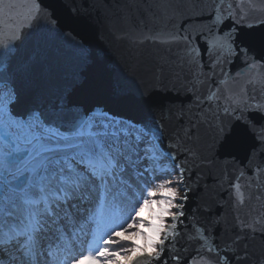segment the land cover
<instances>
[{
	"label": "snow or ice",
	"instance_id": "obj_1",
	"mask_svg": "<svg viewBox=\"0 0 264 264\" xmlns=\"http://www.w3.org/2000/svg\"><path fill=\"white\" fill-rule=\"evenodd\" d=\"M169 8L165 4L153 20L171 21L179 10L172 8L169 15ZM189 11L193 14L184 17L189 24L182 27L164 23L153 33L133 26L124 36L134 43L177 46L179 65L192 76L193 103H208L211 119L205 113L202 122L211 132L210 144L202 142L201 121L167 127L153 89L133 90L126 78L111 79L112 95L135 103L144 113L141 119L77 99L81 73L56 91L36 92L35 57H22L20 46L33 37L39 43L42 33L56 35L57 19L43 0H0V264H264V193L252 191V178L240 182L243 169L234 182L228 180L237 208L252 199L259 207L235 216L231 237L217 242L211 220L186 212L189 162L207 161L204 153L217 142L227 146L233 135L247 144L246 167L253 169L257 192L264 187V37L257 58L251 54L254 40L242 31L254 27L250 21L264 25L255 15H264V0H203L202 7L194 0ZM205 14L209 19L200 31H191L196 15ZM63 35L72 40V56L83 71L87 50L70 33ZM198 37L210 65L202 60ZM234 57L245 67L233 77L225 66ZM217 68L225 79L213 90ZM244 77L238 90L219 86ZM197 84L207 85V95ZM233 121L239 122L235 132L228 127Z\"/></svg>",
	"mask_w": 264,
	"mask_h": 264
},
{
	"label": "water",
	"instance_id": "obj_2",
	"mask_svg": "<svg viewBox=\"0 0 264 264\" xmlns=\"http://www.w3.org/2000/svg\"><path fill=\"white\" fill-rule=\"evenodd\" d=\"M193 2L194 0H75V2L73 0H43V7L51 11L53 17L57 19L58 33L56 35L42 33L44 38L39 43L33 37L20 46L19 54L25 58L35 57L33 71L36 92L46 94L56 91L70 84L75 74L81 73L82 84L76 90L77 99L87 106H99L114 115L141 119L144 113L135 103L125 102L112 95L111 79L117 76L126 78L133 90L144 85L153 89V98L163 109L167 127L182 125L188 128L190 123L194 125L197 121H201L202 142L206 141L210 144L211 132L207 124L202 122V116L205 113L211 119L208 103L199 107L193 103L194 96L188 90L192 87V76L187 66L181 69L177 60L179 53L177 46H169L152 40H146L143 44L138 41L134 43L124 36V33L130 31L133 26H136L137 30L143 28L145 32L151 28L155 33L160 31L164 23L175 24L177 27L187 25L189 21L184 17L193 14L189 11ZM165 4L170 5L169 15L172 14V8L179 11L171 21L167 19L154 21L153 13L159 17ZM198 6H203V0H198ZM73 8L80 9V13H73ZM255 15L264 19V15L260 13H255ZM208 19L207 14L196 15V19L191 22L190 30L200 31L201 26ZM141 21L147 27H144ZM250 22L254 23V27L252 29L245 27L242 31L254 40L255 51L251 54L259 58L264 25H261L258 20ZM225 23L231 24V21ZM63 33H70L87 50L88 65L83 71L72 56L74 51L72 40L65 39ZM197 42L201 47L204 64L210 65L212 61L205 51L204 41L198 37ZM244 67L242 58L234 57L231 63L225 66V71L230 72L234 77L236 72ZM204 71L207 75H211L207 67ZM224 79L217 68L211 84L213 90L219 81ZM245 79L247 77L238 80L229 79L219 86L222 89L238 90ZM196 88L199 93L207 95V85L197 84ZM169 110L172 113L171 118ZM249 115L251 117L254 114ZM155 116L159 119L160 113H155ZM238 123L233 121L228 127L233 128L235 132L238 129ZM190 130L195 132V128ZM167 143L166 137L165 148ZM247 151V144L233 135L227 146H222V142H217L210 151H206L204 155L208 157L207 161L196 160L188 164L191 178L187 180V186L191 188V191L189 192L190 198L186 202V212L189 217L195 216L201 221L211 220L209 228L217 242L233 235L231 226L236 215L243 216L249 211V206L259 207V203L252 199L238 209L234 189H230L228 180L232 179L234 182L233 178L243 169L245 179L240 182L246 184L247 179L252 178V191L256 194L264 193V187H259V192H257L258 185L255 182L253 169L246 167ZM260 183L264 185V176L260 178ZM242 191H245L247 198L248 190L242 188ZM261 202L264 203V201ZM206 208L209 209L208 212L204 211ZM218 220L219 223H217ZM185 223L189 221L185 220ZM189 230H191L190 225ZM177 247H180V244ZM183 255L189 257V253H183Z\"/></svg>",
	"mask_w": 264,
	"mask_h": 264
},
{
	"label": "bare ground",
	"instance_id": "obj_3",
	"mask_svg": "<svg viewBox=\"0 0 264 264\" xmlns=\"http://www.w3.org/2000/svg\"><path fill=\"white\" fill-rule=\"evenodd\" d=\"M117 116H120V115H117ZM120 117L126 118V117H124V116H120ZM186 186H187V185H186ZM187 187H188V186H187ZM189 188H190V187H189ZM188 196H189V198H190L189 193H188ZM142 215H144V216H147V215H148V211H147V209H145V210L142 212ZM136 242H137V243H143V241H142L141 239H139V238H137ZM81 250H82V249H81ZM68 264H71V261H70V260H69Z\"/></svg>",
	"mask_w": 264,
	"mask_h": 264
}]
</instances>
